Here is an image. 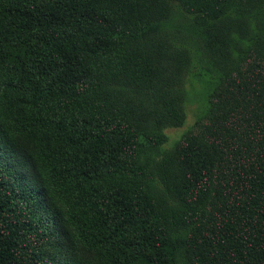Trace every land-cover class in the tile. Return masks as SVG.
Returning a JSON list of instances; mask_svg holds the SVG:
<instances>
[{
    "label": "trees",
    "instance_id": "trees-1",
    "mask_svg": "<svg viewBox=\"0 0 264 264\" xmlns=\"http://www.w3.org/2000/svg\"><path fill=\"white\" fill-rule=\"evenodd\" d=\"M234 2L0 0V264H179L149 173L131 169L134 146L164 135L106 114L123 85L100 59L148 35L203 30L210 49L223 30L237 59ZM180 42L186 68L172 77L185 91L196 56ZM210 95L174 152L197 215L185 254L191 264H264V49Z\"/></svg>",
    "mask_w": 264,
    "mask_h": 264
},
{
    "label": "rangeland",
    "instance_id": "rangeland-1",
    "mask_svg": "<svg viewBox=\"0 0 264 264\" xmlns=\"http://www.w3.org/2000/svg\"><path fill=\"white\" fill-rule=\"evenodd\" d=\"M234 18L238 25L231 41L236 46L237 59L223 45L225 32L219 41L208 31L194 33L191 37L177 33L148 35L140 40L124 42L113 52L100 59L108 81H120L121 94L106 103V114H113L122 122L136 125L144 132H161L163 140L153 147L134 146L131 169L144 168L149 173L152 197L157 210L167 222L175 237L174 246L179 264H191L185 254L190 220L197 215L186 206H195L189 198L184 181L179 177V163L174 155L181 139L194 126L200 113L205 114L211 91L220 77L235 67L241 57L264 49V0H235ZM208 32V33H207ZM185 39L195 52L190 67L191 74L184 78L185 91H180L174 82L181 80L186 68L180 42ZM224 49L218 50L220 47ZM180 50V51H179ZM177 74L174 80L172 73ZM200 72L201 78L192 73ZM170 114L178 124L165 126L162 115ZM0 142V148H2ZM112 179L113 175H107Z\"/></svg>",
    "mask_w": 264,
    "mask_h": 264
}]
</instances>
